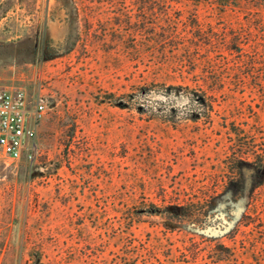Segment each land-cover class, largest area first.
<instances>
[{"label": "rangeland", "instance_id": "1", "mask_svg": "<svg viewBox=\"0 0 264 264\" xmlns=\"http://www.w3.org/2000/svg\"><path fill=\"white\" fill-rule=\"evenodd\" d=\"M246 17L189 0H0V89L47 105L33 156L0 152V264H106L127 250L146 264H228L221 246L234 264L252 260L241 240L251 169L241 195L218 188L207 220L169 215L219 172L232 124L264 123L257 70H218L210 119L193 121L196 103L169 86L212 82L215 53L202 44L188 61L175 45L196 36L194 18L247 33ZM126 94L135 107L118 105Z\"/></svg>", "mask_w": 264, "mask_h": 264}, {"label": "trees", "instance_id": "2", "mask_svg": "<svg viewBox=\"0 0 264 264\" xmlns=\"http://www.w3.org/2000/svg\"><path fill=\"white\" fill-rule=\"evenodd\" d=\"M151 1L153 3V0ZM171 1L178 0H165V3L169 6ZM189 1L216 4L221 11L226 8H233L237 11L245 12L247 15L246 23L249 26L247 33L242 28L240 32V30L234 31V29L227 30L225 27L219 31H209L204 29L202 24L194 18L192 19L194 23L191 24V28L194 29L196 36L182 39V41L178 42L181 46L175 45V48H181L188 61L192 52H195L198 48L200 49L202 44L209 45V49H206V52L215 53L214 57L209 58L203 67L204 70L213 71L215 76L212 82L208 81V76L205 75L199 79L194 78L195 84L192 88H188V85L169 86L174 89L185 87L187 98L191 102L196 103L197 108L192 110L190 114L193 117V121L201 117L209 120L210 112L213 111L214 103L216 102V97L213 94L217 89L215 85L221 82L220 71L218 70H225L226 72L231 70H249L248 73L251 74L254 73V70H257L256 77L260 78L262 75L264 77V0ZM126 15L130 17L128 13ZM146 15L147 12L143 7L140 10L139 17L141 18L139 21L143 23ZM158 18L163 19V8L158 14ZM251 26L254 29L260 28L261 32L252 36ZM161 35L163 37V32ZM223 51L227 53L225 54ZM232 51L235 52L233 57H231ZM207 55H205L206 59L208 58ZM216 55L217 58H215ZM193 65H196L194 60ZM259 90L262 97L261 106L259 107L264 109V83L260 84ZM133 101L135 100L132 98V94H126V98L119 102L118 105L122 108H133L135 107L133 106L135 104ZM228 132L230 133L229 141L223 145L224 154L226 155L225 159L222 160L223 165L220 166L219 172L205 174L200 180H197L199 185L195 188L193 200L191 199L190 202H171L169 204V215H172L175 219L184 220L187 218L197 221L203 218L207 220L209 218L208 207L213 206V200L218 188L225 184L226 188L233 192L235 196L241 195L245 185L244 170L251 169L249 202L247 204V212L242 216L245 228L243 229L244 235L241 240L244 241L242 248L246 250V253H250L252 260L238 264H264V123L259 122L252 127H241L232 124ZM150 212L153 214L156 213V210H151ZM221 247L227 251L223 257H226L228 264H234L233 262H236L239 257L236 250L231 247ZM110 254L113 257L111 260L108 259L106 264H146V260L135 250H127L122 253L111 252Z\"/></svg>", "mask_w": 264, "mask_h": 264}, {"label": "built area", "instance_id": "3", "mask_svg": "<svg viewBox=\"0 0 264 264\" xmlns=\"http://www.w3.org/2000/svg\"><path fill=\"white\" fill-rule=\"evenodd\" d=\"M23 90L0 89V152L11 159L33 156L37 127L47 113V105L39 98L29 107Z\"/></svg>", "mask_w": 264, "mask_h": 264}]
</instances>
